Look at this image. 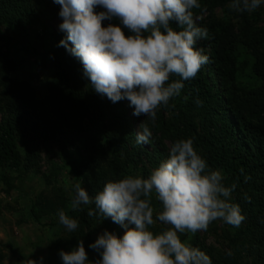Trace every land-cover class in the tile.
Wrapping results in <instances>:
<instances>
[{"label":"trees","instance_id":"obj_1","mask_svg":"<svg viewBox=\"0 0 264 264\" xmlns=\"http://www.w3.org/2000/svg\"><path fill=\"white\" fill-rule=\"evenodd\" d=\"M45 2L0 0V168L18 172L23 166L37 173L40 152L45 149L46 159L63 161L61 166L50 162L52 172L72 176L73 195L74 185L80 183L94 197L110 180L126 175L146 178L167 158V146L170 149L176 140L192 138L208 166L221 171L225 185L236 184L232 202L240 206L246 219L239 227L232 226L233 232L224 230L221 241L226 249L208 247L200 232L187 234L189 242L205 252L212 264H264V10L236 13L228 8L231 0H198L201 9H193L194 19L206 14L197 25L209 32L211 41L206 45L212 51L204 52L209 62L194 79L183 81L180 96L157 111L153 125L144 116L132 115L127 100L114 104L94 91L79 60L58 46L66 33L51 29L42 18ZM52 8L59 13L58 4L52 3ZM217 11L223 13L222 18ZM108 23L103 22L104 26ZM111 23L118 25L115 19ZM3 27L18 34L33 27L41 30L53 67L45 97L36 99L30 85L13 76L17 64L2 53L3 45L11 42ZM248 61L249 68L261 77L258 84L242 75L240 64L246 62V67ZM197 98L202 106L195 103ZM143 120L149 123L152 137L147 145H138L136 132ZM245 176L250 177L247 182ZM44 183L50 186V178ZM60 193L44 199L43 208L32 204V220L41 225L47 217L44 227L63 232L57 215L63 209L88 234L90 221L101 220L99 215H87L94 204L72 210L65 193ZM102 222L105 229L112 226L118 236L123 234L110 219ZM68 243L63 240L60 245Z\"/></svg>","mask_w":264,"mask_h":264},{"label":"clouds","instance_id":"obj_2","mask_svg":"<svg viewBox=\"0 0 264 264\" xmlns=\"http://www.w3.org/2000/svg\"><path fill=\"white\" fill-rule=\"evenodd\" d=\"M52 2L60 6L58 27L66 33L58 46L79 60L94 91L114 104L127 100L132 115L144 116L153 125L157 111L180 96L183 81L194 79L209 62L204 49L197 47L198 41L209 38L208 29L194 19L193 9H201L198 0ZM261 5L264 0H231L228 8L252 13ZM113 19L119 24L111 23ZM104 21H109L107 26ZM195 103L203 104L199 98ZM148 122L139 125L138 145L150 142ZM249 179L245 176V182ZM235 188V183L225 185L221 171L208 166L192 138L178 139L146 178L126 175L110 180L94 197L80 183L75 184L71 209L94 204L87 215L110 219L123 234L105 230L98 235L88 245L99 257L93 261L82 240L58 255L62 264H212L205 252L189 240L182 241L181 235L205 232L217 220L239 227L246 217L232 202ZM57 215L68 232L77 230L78 221L63 209ZM158 223L166 227L153 231ZM24 264H43V257L27 259Z\"/></svg>","mask_w":264,"mask_h":264},{"label":"rangeland","instance_id":"obj_3","mask_svg":"<svg viewBox=\"0 0 264 264\" xmlns=\"http://www.w3.org/2000/svg\"><path fill=\"white\" fill-rule=\"evenodd\" d=\"M45 1L44 7L41 8L42 18L47 20L51 29L60 31L58 26L62 23V19L57 12L53 11L52 0ZM258 10L261 13V10H264V5H261ZM222 14L219 11L216 13L220 18H222ZM205 17L206 14L197 18L196 23ZM3 33L11 39V42L3 45L2 53L17 64V70L13 76L30 85L36 99L45 97L48 92L46 84L52 75L53 67L45 54L48 48L44 46L41 30L33 27L24 33L18 34L12 28L3 27ZM125 33L126 35L129 34L127 30H125ZM209 41H211L210 38L200 40L197 43V47L203 48L205 53H210L212 47L206 45ZM243 65L240 64L245 72L242 75L253 79V83H260L261 77L256 75L252 68H249L250 62H247L246 67ZM208 68L206 66L205 71ZM236 76L240 81V77ZM167 147L166 154L169 151ZM40 160L37 173L32 171L27 172L23 166L18 172L9 168L5 170L0 168V264H24L27 259L36 260L40 257H43V264H62L58 255L59 251H71L77 246L78 240L83 241L89 261L98 259V254L91 250L88 245L93 243L98 235L102 234L105 230L115 233L116 229L112 226L107 225L105 229L103 227L104 223H101L102 220L96 219L94 222L90 221V226H87L90 230L88 234L80 226H78L75 232H68L63 227V232L59 231V233L56 231V228L44 227V222L48 221L47 217L42 219L41 225L35 223L30 217L32 204L37 207L41 205V208H43L44 199H53L60 192V194L65 193V200L70 204L73 197L72 176H67L65 172H60L56 175L52 172L53 168L50 162L54 161L55 164L61 166L63 161L58 159L52 160L51 158L49 160L46 159L45 149H42L40 152ZM46 177L50 178V186H45L44 179ZM7 183L9 187L8 193ZM242 196L244 195L242 194ZM153 206L157 210L160 208L159 203L155 200L153 201ZM155 227L166 226L158 223ZM213 228H216L219 232L214 234L211 231ZM232 228L231 225L217 220L209 225L207 231L200 233L204 235L205 245L208 247L218 246L220 250L221 248H228L227 245L223 246L221 237L225 231L233 232L235 228ZM221 229H223V233ZM121 230L123 229L121 228ZM68 238L70 239V243L65 242L68 241ZM181 239L182 241L188 240L187 234H182ZM63 240L64 243H68L64 247L60 245V242ZM50 246H52L51 250H49ZM56 246L58 249H56ZM241 260L239 258L240 262Z\"/></svg>","mask_w":264,"mask_h":264}]
</instances>
